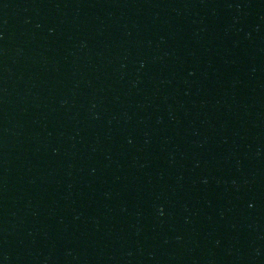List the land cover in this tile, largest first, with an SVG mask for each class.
I'll return each instance as SVG.
<instances>
[{
    "label": "water",
    "instance_id": "1",
    "mask_svg": "<svg viewBox=\"0 0 264 264\" xmlns=\"http://www.w3.org/2000/svg\"><path fill=\"white\" fill-rule=\"evenodd\" d=\"M0 264H71L64 0H0Z\"/></svg>",
    "mask_w": 264,
    "mask_h": 264
}]
</instances>
